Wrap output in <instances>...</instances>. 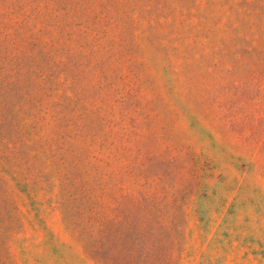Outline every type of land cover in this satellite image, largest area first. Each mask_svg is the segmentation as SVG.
Listing matches in <instances>:
<instances>
[{
  "label": "rangeland",
  "instance_id": "rangeland-1",
  "mask_svg": "<svg viewBox=\"0 0 264 264\" xmlns=\"http://www.w3.org/2000/svg\"><path fill=\"white\" fill-rule=\"evenodd\" d=\"M0 264H264V0H0Z\"/></svg>",
  "mask_w": 264,
  "mask_h": 264
}]
</instances>
